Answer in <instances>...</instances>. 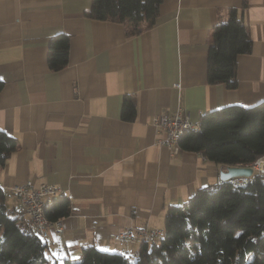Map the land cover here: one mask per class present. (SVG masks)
I'll return each instance as SVG.
<instances>
[{
  "label": "crops",
  "instance_id": "0c3cea01",
  "mask_svg": "<svg viewBox=\"0 0 264 264\" xmlns=\"http://www.w3.org/2000/svg\"><path fill=\"white\" fill-rule=\"evenodd\" d=\"M251 50L237 56V85L207 81L212 27L243 0H162L155 22L136 34L121 22L94 19L92 0H0V129L17 141L3 166L5 205L23 212L9 187L32 179L63 188L68 214L43 240L48 264L82 247L138 254L141 239L115 240L127 226L158 230L168 206L220 183L221 163L159 144L158 111L201 115L264 99V0H245ZM69 37L67 64L51 70L49 39ZM135 104L121 117L124 96ZM136 257V256H135Z\"/></svg>",
  "mask_w": 264,
  "mask_h": 264
},
{
  "label": "trees",
  "instance_id": "16d2710c",
  "mask_svg": "<svg viewBox=\"0 0 264 264\" xmlns=\"http://www.w3.org/2000/svg\"><path fill=\"white\" fill-rule=\"evenodd\" d=\"M161 1L92 0L85 15L124 23L128 34H136L153 25ZM245 6L243 0L240 7L229 8L226 20L212 27L206 69L209 83L237 85V56L251 50L243 20ZM68 54V35H53L48 41V67L61 69ZM134 113V101L124 96L121 117L132 119ZM16 146V139L0 129V167ZM179 146L216 163L253 162L264 154V99L251 106L229 104L204 112L198 128L184 132ZM4 192L0 187V264H48L43 240L26 225L23 212L5 205ZM68 212L65 195L52 198L45 208L50 221ZM134 255L86 245L76 258L53 264H264V176L256 175L244 186L221 182L202 187L185 201L168 206L162 235L142 241Z\"/></svg>",
  "mask_w": 264,
  "mask_h": 264
},
{
  "label": "built area",
  "instance_id": "2783aa9c",
  "mask_svg": "<svg viewBox=\"0 0 264 264\" xmlns=\"http://www.w3.org/2000/svg\"><path fill=\"white\" fill-rule=\"evenodd\" d=\"M152 122L156 130L161 134L157 137L159 144H164L171 148L172 153H176L180 148H175V137L178 129L183 127H198L197 120H193L185 112L176 111L172 115H168L163 111H158L152 116ZM243 165H250L252 172L248 176H234L226 179L225 182L231 181H249L256 175L264 176V154L258 156L253 162ZM11 193L19 201L21 207L27 208L28 216L31 217V225H27L35 235L44 240L48 234L49 227L55 226L59 229V220L46 221L43 220L40 214V203L42 199L52 196L54 192L63 191V188L56 184L41 182L35 184L33 180L26 179L21 183L13 184L9 187ZM133 231L140 237L143 242H150L156 239L158 230L147 227L134 229L132 226H127L119 229L114 235L115 240H122L128 236H132ZM126 257L131 255L127 254Z\"/></svg>",
  "mask_w": 264,
  "mask_h": 264
},
{
  "label": "bare ground",
  "instance_id": "6f19581e",
  "mask_svg": "<svg viewBox=\"0 0 264 264\" xmlns=\"http://www.w3.org/2000/svg\"><path fill=\"white\" fill-rule=\"evenodd\" d=\"M198 126H199V123H198ZM190 129H196V128L195 127H183V128L178 129V132H177L176 137H175V148H180V146H179L180 137L183 135L184 132H186L187 130H190ZM222 165H225V164H222ZM240 176H242V175H240ZM219 182L220 183L225 182V180L220 179ZM231 183L234 186H244L247 183V181H231ZM48 198L42 199V201L40 203V214H41L42 219L46 220V221H50L45 214V208L50 203V200ZM23 210H24V214L26 215V225H31V217L28 216L27 208L23 207ZM136 255H134V256H136Z\"/></svg>",
  "mask_w": 264,
  "mask_h": 264
},
{
  "label": "water",
  "instance_id": "95a60500",
  "mask_svg": "<svg viewBox=\"0 0 264 264\" xmlns=\"http://www.w3.org/2000/svg\"><path fill=\"white\" fill-rule=\"evenodd\" d=\"M252 167L249 165H222V167L219 170V177L222 179H226L229 177H234V176H248L252 172Z\"/></svg>",
  "mask_w": 264,
  "mask_h": 264
}]
</instances>
